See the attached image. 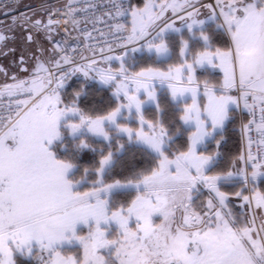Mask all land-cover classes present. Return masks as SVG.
Segmentation results:
<instances>
[{
  "label": "snow or ice",
  "instance_id": "snow-or-ice-1",
  "mask_svg": "<svg viewBox=\"0 0 264 264\" xmlns=\"http://www.w3.org/2000/svg\"><path fill=\"white\" fill-rule=\"evenodd\" d=\"M109 5L0 12V264H264V0Z\"/></svg>",
  "mask_w": 264,
  "mask_h": 264
},
{
  "label": "built area",
  "instance_id": "built-area-1",
  "mask_svg": "<svg viewBox=\"0 0 264 264\" xmlns=\"http://www.w3.org/2000/svg\"><path fill=\"white\" fill-rule=\"evenodd\" d=\"M34 0H0V12L9 11L11 14L27 13L31 14L32 10L37 13L44 14L43 7L39 8H27L26 5ZM58 0L49 3L45 6H51L52 8H62L65 4L69 3L66 0L64 4H58ZM133 2V0H132ZM8 4H14L15 9H8L5 6ZM94 4L95 7H90ZM72 6L77 8V12L74 14V18L79 21L76 28L73 27L71 20L65 26L59 29V35L55 36L57 40H67V42L73 46L78 47V50L85 55H90L89 48H96L97 51L100 47L105 46V40L112 42L113 37L109 35L108 24L112 21H108V18L104 16V13L109 8V0H72ZM66 10V9H64ZM9 18L0 15V25L7 22ZM101 20L107 21V23L100 22ZM64 27H67L68 31L65 33ZM90 32L92 38H87L86 33ZM101 32L104 33L101 36ZM119 51V49H117ZM239 124V123H238Z\"/></svg>",
  "mask_w": 264,
  "mask_h": 264
},
{
  "label": "rangeland",
  "instance_id": "rangeland-1",
  "mask_svg": "<svg viewBox=\"0 0 264 264\" xmlns=\"http://www.w3.org/2000/svg\"><path fill=\"white\" fill-rule=\"evenodd\" d=\"M56 0H34L32 2H29L26 7L27 8H39L40 6H45L49 3H52ZM66 2V0H58V4H64ZM139 2L142 3V0H139ZM134 4H137L136 3V0L133 1ZM38 15L42 16L44 14H41V13H37ZM16 35L17 37L20 36V32L17 31L16 32ZM44 43L47 45V41H44ZM16 45L18 46L19 45V40L16 41ZM19 55V53H17V56ZM15 58L9 54L8 56H0V65H3L5 68H7L9 71L10 69L12 70L11 73L13 74H16L18 76H20L21 78H23L24 76L27 75V73H24L23 71L19 70L16 66H15V62H14ZM14 63V65H12ZM218 72H216L217 74ZM213 79H219V77L215 76V73L212 77ZM75 79V78H74ZM4 81H3V78L0 77V84H2ZM8 82H11L10 80ZM229 191H232L233 189H228ZM239 204V201L237 198L233 197V205L236 206ZM238 210V208L236 209Z\"/></svg>",
  "mask_w": 264,
  "mask_h": 264
},
{
  "label": "trees",
  "instance_id": "trees-1",
  "mask_svg": "<svg viewBox=\"0 0 264 264\" xmlns=\"http://www.w3.org/2000/svg\"><path fill=\"white\" fill-rule=\"evenodd\" d=\"M136 3H141V2H139V0H136ZM215 76L219 77L221 75L219 73H217V74L215 73ZM238 127H239V124L237 122V124L234 125V128L238 129ZM240 147H241V145H240V137H239V132L237 130V131H235V132L230 134L228 143H227V145H226L224 150L226 152H228L229 154H235V153H237L239 151ZM121 198H123V197H121Z\"/></svg>",
  "mask_w": 264,
  "mask_h": 264
},
{
  "label": "flooded vegetation",
  "instance_id": "flooded-vegetation-1",
  "mask_svg": "<svg viewBox=\"0 0 264 264\" xmlns=\"http://www.w3.org/2000/svg\"><path fill=\"white\" fill-rule=\"evenodd\" d=\"M12 65H14V63H13ZM11 71H12V70L10 69V71H9V74H10V75L13 74V73H11Z\"/></svg>",
  "mask_w": 264,
  "mask_h": 264
},
{
  "label": "crops",
  "instance_id": "crops-1",
  "mask_svg": "<svg viewBox=\"0 0 264 264\" xmlns=\"http://www.w3.org/2000/svg\"><path fill=\"white\" fill-rule=\"evenodd\" d=\"M218 72V71H217ZM219 73V72H218ZM220 75H222L221 73H219Z\"/></svg>",
  "mask_w": 264,
  "mask_h": 264
}]
</instances>
